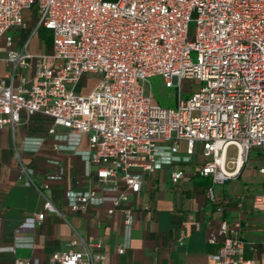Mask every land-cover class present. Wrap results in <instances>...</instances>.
Returning a JSON list of instances; mask_svg holds the SVG:
<instances>
[{
	"label": "built area",
	"instance_id": "built-area-1",
	"mask_svg": "<svg viewBox=\"0 0 264 264\" xmlns=\"http://www.w3.org/2000/svg\"><path fill=\"white\" fill-rule=\"evenodd\" d=\"M27 9L38 14L32 34L52 31L49 52H33L31 36L18 46L10 33L27 28ZM1 41L0 61L7 70L0 73V127L14 129L23 114L42 113L68 129L66 140L79 143L87 135L90 162L114 206L142 190L165 147L179 158L204 157L195 171L211 176V201H216L214 186L235 176L253 150L264 155V0H0ZM90 73L99 81L82 94L78 83ZM154 76L179 87L176 107L155 100L149 79ZM183 79L200 83L187 98ZM182 143L185 156L179 155ZM231 145L236 158L228 156ZM259 172L263 190L253 204L264 210V164ZM184 175L183 167L176 168L171 179L178 184ZM39 189L44 210L29 217L28 225L57 211ZM96 198L95 190L81 193L71 207L85 210ZM122 211L131 224L132 207ZM243 232L239 219L211 229L208 242L217 246L212 264H264L245 256ZM187 237L183 228L177 243ZM260 248L264 254V241ZM105 259L102 240L76 234L48 263L35 257L12 264H104Z\"/></svg>",
	"mask_w": 264,
	"mask_h": 264
},
{
	"label": "crops",
	"instance_id": "crops-1",
	"mask_svg": "<svg viewBox=\"0 0 264 264\" xmlns=\"http://www.w3.org/2000/svg\"><path fill=\"white\" fill-rule=\"evenodd\" d=\"M36 46L33 52L45 53L40 42ZM6 70L0 61V73ZM67 133L66 127L55 125L52 117L42 113L29 118L23 114L14 129L0 127V264L35 257L48 263L76 234L88 241H103L104 264H212L217 246L208 242V235L225 219L241 220L245 256L263 263L264 210L253 204L254 196L263 190L262 152L253 150L235 176L216 184V201H211L207 196L211 176L195 171L204 157L199 155L197 162L179 158L165 147L142 190L131 193L129 202L114 206L112 193L101 188L96 166L90 162L87 135L76 143L74 137L64 138ZM185 150L182 143L179 155L185 156ZM228 156L236 158V146L229 147ZM180 167L185 175L176 184L171 173ZM39 188L57 211H47L43 220L28 225L29 217L44 210ZM90 190H95L97 198L85 210L74 211L71 205L77 196ZM127 205L134 211L131 224L125 222L122 211ZM110 209L114 211L109 213ZM183 228L188 237L178 244ZM254 244L259 249H253ZM121 246L123 252H119Z\"/></svg>",
	"mask_w": 264,
	"mask_h": 264
},
{
	"label": "rangeland",
	"instance_id": "rangeland-1",
	"mask_svg": "<svg viewBox=\"0 0 264 264\" xmlns=\"http://www.w3.org/2000/svg\"><path fill=\"white\" fill-rule=\"evenodd\" d=\"M24 18L27 23V28L13 29L10 33L15 36V41L22 44L27 38L31 36L30 48L34 49L37 43L40 42V47L45 52H48L52 44V31L47 28L38 29L37 32L33 33L34 28L37 25L38 14L36 9H27L24 12ZM3 41L0 42V45ZM193 60L197 59V52L192 51ZM152 85L153 96L156 101L163 107H176L177 106V93L179 92L178 86L168 87L164 84L162 77L154 76L149 78ZM99 81V75L97 74H86L82 77L77 86V91L82 94H88L92 91L95 85ZM200 83L192 79L182 80V96L187 98L193 89L198 88Z\"/></svg>",
	"mask_w": 264,
	"mask_h": 264
},
{
	"label": "bare ground",
	"instance_id": "bare-ground-1",
	"mask_svg": "<svg viewBox=\"0 0 264 264\" xmlns=\"http://www.w3.org/2000/svg\"><path fill=\"white\" fill-rule=\"evenodd\" d=\"M239 162H241V160Z\"/></svg>",
	"mask_w": 264,
	"mask_h": 264
}]
</instances>
